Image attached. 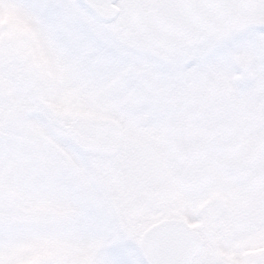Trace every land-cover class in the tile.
I'll list each match as a JSON object with an SVG mask.
<instances>
[{"label":"rangeland","instance_id":"obj_1","mask_svg":"<svg viewBox=\"0 0 264 264\" xmlns=\"http://www.w3.org/2000/svg\"><path fill=\"white\" fill-rule=\"evenodd\" d=\"M0 0V264H264V0Z\"/></svg>","mask_w":264,"mask_h":264},{"label":"water","instance_id":"obj_2","mask_svg":"<svg viewBox=\"0 0 264 264\" xmlns=\"http://www.w3.org/2000/svg\"><path fill=\"white\" fill-rule=\"evenodd\" d=\"M118 0H81L100 21L112 24L117 21L120 11ZM243 11L251 7V0H241ZM201 235L179 220L159 223L143 233L139 250L146 264H193L204 250Z\"/></svg>","mask_w":264,"mask_h":264},{"label":"trees","instance_id":"obj_3","mask_svg":"<svg viewBox=\"0 0 264 264\" xmlns=\"http://www.w3.org/2000/svg\"><path fill=\"white\" fill-rule=\"evenodd\" d=\"M79 2H80V0H79Z\"/></svg>","mask_w":264,"mask_h":264},{"label":"flooded vegetation","instance_id":"obj_4","mask_svg":"<svg viewBox=\"0 0 264 264\" xmlns=\"http://www.w3.org/2000/svg\"><path fill=\"white\" fill-rule=\"evenodd\" d=\"M252 3V2H251Z\"/></svg>","mask_w":264,"mask_h":264}]
</instances>
